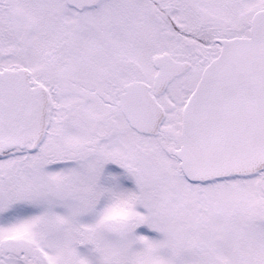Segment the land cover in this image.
Instances as JSON below:
<instances>
[{
    "label": "snow or ice",
    "instance_id": "6c2138e0",
    "mask_svg": "<svg viewBox=\"0 0 264 264\" xmlns=\"http://www.w3.org/2000/svg\"><path fill=\"white\" fill-rule=\"evenodd\" d=\"M0 264H264V0H0Z\"/></svg>",
    "mask_w": 264,
    "mask_h": 264
}]
</instances>
